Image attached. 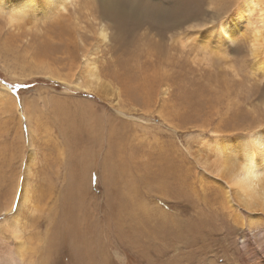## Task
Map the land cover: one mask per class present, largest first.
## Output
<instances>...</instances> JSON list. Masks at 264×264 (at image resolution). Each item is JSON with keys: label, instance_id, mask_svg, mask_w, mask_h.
Returning a JSON list of instances; mask_svg holds the SVG:
<instances>
[{"label": "rangeland", "instance_id": "374dc122", "mask_svg": "<svg viewBox=\"0 0 264 264\" xmlns=\"http://www.w3.org/2000/svg\"><path fill=\"white\" fill-rule=\"evenodd\" d=\"M106 1L76 0L57 14L44 19L39 17L36 21L39 27L32 26L30 32L24 28L18 31L6 26L5 29L4 19L0 18L1 40L17 43L18 46L7 47L0 41V55L8 65L0 63V90L14 94L19 108L18 113L7 111L0 102V206H8L20 173V185L11 210L6 215L0 214V221L16 212L25 175L30 184L31 198L19 218L26 227L27 236L31 235L32 241L37 243L35 247L42 245L40 238L44 237L46 227L53 225H48V216L56 211L53 210L56 198L62 187L69 183L66 179L68 173L72 177V172L76 171L77 175L83 176L85 170L84 175H88L90 167L84 162L85 157L79 156L78 161L74 158L73 162L68 161V165L64 156H58L61 150H65L63 155H66L62 128L49 116L48 105L37 95L38 92L43 95L57 94L62 102H66L60 105L65 109L81 104L102 112L104 107L102 114L111 118L117 129L113 134L112 163L116 164L112 179V196L117 208L114 218L117 223L119 212L123 209L121 217H129V226L123 229L122 234L115 229L111 246L112 264H148L150 258L158 264L163 259L158 243L163 241L160 246L168 245L180 231L186 232L184 229H187L188 223L195 226L200 223L204 232L205 225L209 226L206 232L210 235L205 233L211 240H207L210 247L199 243L202 264H208L210 258L217 254L218 264H256L264 261V214H261V223L250 226L249 214L235 201H228L223 181L197 163V149L206 139L216 138L218 141L227 138V142L239 143L242 140L239 136L246 134L256 122L264 124V72L256 68L251 55L250 30H245L240 38L230 42L219 40L214 29L219 18L235 8L237 0H131L142 6L141 11H127V15L140 19L138 26L130 22L115 23L107 15ZM180 2L189 5L194 16L189 19L177 15L176 26L173 16ZM160 6L166 13L153 15L155 8ZM259 13L256 10L252 15V26L263 24L255 21L259 20ZM168 21L172 23L168 24ZM100 22L106 24L109 37L105 43L99 44L98 64L104 73H109L106 79L117 90L112 101L103 102L99 97L77 91L45 74L24 76L34 61L35 64H48L63 75L79 74L82 70L80 63L84 60L82 53L95 43L94 35ZM45 46L50 51L55 50L50 58L38 55ZM158 81L165 82L164 88H169L167 93H160ZM152 82L155 84L153 87ZM151 87L153 90L149 94L147 91ZM32 97V102H25ZM26 105L32 109L27 111L31 114L41 107L47 127L46 139L35 138L38 157L32 163L30 174L19 169L20 159L8 146L12 138H16L15 122L18 117L24 144L29 145ZM59 146L63 148L60 150ZM97 169L100 171V167L97 166ZM91 175L92 190L89 192L97 196L91 201L94 204L103 198L104 186L95 170ZM165 175L170 176L168 182L173 188L165 190L161 185ZM89 192L85 194L86 204ZM102 201H99V206L104 207ZM35 204V213L31 214ZM2 233L0 264H13L12 239L7 231ZM130 233L134 239L127 246L122 236L129 239ZM148 241L152 244L150 251L144 248ZM185 243V239L177 241L168 247L167 253L174 246L179 248L172 250L171 254L187 251L190 247L187 243L186 247ZM70 255L69 250L64 248L61 254L54 255L51 264H70ZM185 262L189 264L188 260L182 263Z\"/></svg>", "mask_w": 264, "mask_h": 264}, {"label": "bare ground", "instance_id": "6f19581e", "mask_svg": "<svg viewBox=\"0 0 264 264\" xmlns=\"http://www.w3.org/2000/svg\"><path fill=\"white\" fill-rule=\"evenodd\" d=\"M75 1L76 0H0V18L4 19V22L6 24L4 28L7 26L8 29H14L18 31L20 30V28H24V30H28L30 32L32 26L35 25L34 27H39L38 23H36L39 17H42L44 19L48 16L54 15L55 13L57 14L62 10V8H66L69 3H73ZM106 3L108 6L107 15L115 23L130 22L135 26L141 24L139 18L134 19L131 15H127V11L134 12L136 9L141 11L142 6L140 4L132 2L131 0H107ZM177 9V13L173 16V19L175 20L174 25L176 26L178 21V19L176 18L177 15L180 18L183 16L189 19L190 17L194 16V12L192 11V9H190V6L183 2H180ZM256 10L260 11L259 15H257L259 16V20H255L260 22L261 24L263 23L260 26H252L251 18ZM162 13H166V11L163 7L160 6L158 8H155L153 15L160 16ZM171 23V21H168V24ZM180 25H182V23ZM214 29L216 30L217 35L220 37L219 40L230 42H233L237 38H240L244 34L245 30H250L249 34L251 38V55L254 58L256 68L264 72L263 0H237V2H235V8L221 16ZM94 36H96L94 37L95 43H91L90 47L82 53V56L84 55V60H82L80 63L82 64V67H80L82 70H80L79 74L76 75L74 73H70L69 75H63L60 72L53 70L52 67L48 64L41 62L35 64L34 61V64H31L28 73L24 74V76H30L32 74H45L54 79H58L59 81L63 82L66 85H69L77 91L80 90L85 92L86 94L99 97L103 102L112 101V98H115L117 95V90L114 86L113 88L111 82L106 79V76H108L109 73H104V70L101 69L98 64L99 44L105 43V41L109 37L106 24L100 22V26L96 29ZM1 39L2 38L0 37V41L6 44L7 47L11 46L12 48L17 46V43L15 44L14 42H7L6 40ZM54 51L55 50L50 51V49L45 46L41 50H39L38 55L40 57L50 58L52 52ZM1 52L2 51L0 49V53ZM11 52L13 55V51ZM19 53H17V56L19 55ZM22 57L28 58L24 56ZM17 58H19V56ZM21 60H19V62ZM44 61L46 60L44 59ZM0 63L5 66L7 65L5 60L1 58V55ZM158 82L160 93H167V90L169 88H164V86H166L165 82ZM150 85L151 84L148 83L147 86L150 87ZM153 85L155 86V84H153L152 82V87ZM152 87L147 91L149 94L153 90ZM39 93L40 92H38L37 94L39 95V98L42 99L44 104L48 105L46 107H48V112L51 113V115L49 116H51L53 120L59 122V126L63 131L62 140L65 144L64 146L66 147V155H63L65 150H61L63 147L60 148L59 146L61 150L58 155L59 158L64 156L63 158L65 161H67L66 163H68V161L70 163V161L73 162L74 158L78 161L79 156H81V158L85 157L84 162L86 164L89 163L90 168L87 172L88 175H84L85 170H83V173L81 172L83 176L81 174L77 175L78 173H75L76 171L72 172V177L70 176L71 173H68L69 176L66 179L69 180V183L66 182L67 184L64 185V188L62 187V189L60 190L59 197L56 198V208L53 209H56V211L52 212V214L50 213L51 216H48L50 218V224H47L53 225H51L50 228L46 227L44 237L40 238L42 245H39L38 247H35L37 243L32 241V236H27L26 227L25 225H23L22 221L19 218L21 210L27 204V202L30 201L31 198L30 184L28 183V180L25 179L24 175L19 199L20 203L16 212L12 216L7 218L4 217V219L0 221V233H4L5 231H7L10 239H12L10 242H12L13 244L14 251L11 257V261L13 264H35V261H38V264H51V261L54 260V255L61 254V251L64 248H67L71 254L69 260L70 264H112L113 258L111 257L113 256H111V246L112 238H114L113 236H115L116 233L115 229H119L118 234H122L123 229H125L126 226H129V217L127 215L125 217L123 216V218L121 217L122 214H124L123 209H121L119 212L120 219L117 221V223L114 218V214L116 213L117 208L116 205H114L112 196V179L114 174L113 169L116 167V164L112 165V163L114 162L113 152L115 147L113 143V134L117 130L116 126H113L111 118H108L106 117V115L102 114V112H104V107L101 105L100 107H103V109H101L102 112H99V110L95 109L93 106L85 107L81 104L78 105L76 103H72L73 105L76 104L74 105V108L71 109V107H66L65 109L64 106L60 105L62 103L65 104L66 102H62V99L59 98L57 94L43 95L42 93ZM27 100H25V102L30 103L33 101V97ZM0 102L2 107H6L7 111L18 113L19 108L16 103L17 101L15 102L14 94L2 92L0 90ZM24 108L25 113L29 110H32L27 107V105ZM41 112L42 114H44V111L41 109V107H39L36 108L35 112H33L32 114L30 112H27L26 114V118L28 119L29 124V145L25 146L24 144L19 117L15 122L16 138H12L11 144L8 145L11 146L14 156L20 159L19 169L27 174L31 173L32 163L36 160V156L38 154L34 146L35 138L39 137L42 140L46 139L45 133L47 132V127L45 126L46 124L43 121ZM122 114L126 115L123 112ZM252 127L253 128L246 131V134L239 136L242 138V140H240L241 142L238 141L239 143L232 144L231 142H227V138H223L218 141L216 138L211 140L206 139V142L202 144V147H200V149H197V163L204 169L211 170L216 178L223 181L225 187L223 188V191L225 192L228 201H235V203L242 210L246 211L249 214L250 226L261 223V214H264V124L256 122V124ZM81 165L79 167H81ZM97 166L100 167V171H97ZM84 167L85 166H83V168ZM68 168L70 167L68 166ZM70 169L71 171H73L72 168ZM160 169H158V171ZM94 170L97 174H99V181L102 182L104 186L102 194L103 198L100 199L103 200L102 202H104V207L99 206L100 200L95 201L94 204L91 203V201L97 197L95 193H91V191L89 192V190H92L91 187L93 178L91 174L94 172ZM161 174L162 173H160V175ZM19 176L20 173H18V177L16 178L17 181L15 184V189L12 193L8 206H0V214L2 215L8 214L7 212H10L11 210V206L14 202L15 194L19 184ZM168 177L170 176L165 175V177L161 180V185H163V188L165 190L171 189V187L173 186L172 183L168 182ZM86 183H88V186L86 185ZM88 192L91 194L88 199L89 202H87L88 204H86L84 199L87 198V195L85 194H87ZM35 209L36 204L31 208V214L35 213ZM188 224L189 226L186 225L187 229H184L186 230V232L180 231L181 233L172 237V240L168 245L165 244L164 246H160V244L163 245V241H161L160 244L158 243L157 246H159V248L161 247L159 249V252L163 253V256L160 255L161 257H163V259L159 261L158 264H183L182 262L184 260H188L189 264H202V262H204L200 256L202 250L199 243L202 242V246L206 245V247H210V243H207V240H209V238L206 237V231L208 230L209 226L207 224L205 225V233L204 228H202V225L200 223H198L200 226H195L194 223ZM220 230L223 229L220 228ZM211 232H213V230ZM207 234L210 235V233ZM132 235L131 233L130 235H128L129 239H127V237L125 236H122V240L127 244V246L128 244L130 245V241L134 239ZM181 239H185V242L190 248L184 252L180 251L176 254H171L172 250L176 251L179 248L178 246H174L170 251L171 253H167L168 247L170 245L176 244V242ZM224 239H222V241ZM132 244L135 243H131V245ZM150 245L152 244L148 241L146 242L145 247H143L150 251ZM134 248H136V246H134ZM139 250H141V248H139ZM203 252L205 253V250ZM217 255L210 258L208 264H218L219 259L216 257ZM206 258L208 257L206 256ZM151 260L153 259H148V264H155V262H152ZM256 264H264V261L257 262Z\"/></svg>", "mask_w": 264, "mask_h": 264}]
</instances>
